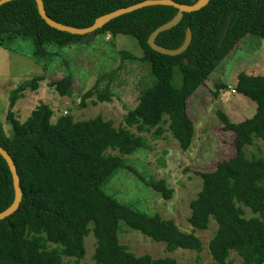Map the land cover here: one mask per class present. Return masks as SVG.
Returning <instances> with one entry per match:
<instances>
[{"label": "trees", "instance_id": "obj_1", "mask_svg": "<svg viewBox=\"0 0 264 264\" xmlns=\"http://www.w3.org/2000/svg\"><path fill=\"white\" fill-rule=\"evenodd\" d=\"M141 1L42 0L51 20L76 28L88 27L99 16ZM173 1L193 5L199 0ZM177 13L172 5L145 6L91 33L73 35L46 24L34 0H12L0 6V47L27 54L46 72L54 56L69 45L88 44L102 34H125L137 41L141 56L122 57L147 64L150 75L137 104L127 109L124 125L118 127L100 115L74 121L65 114L52 122L53 111L44 102L19 121L12 111L15 103L26 90L36 91L44 76L24 80L11 90L6 114L11 129L7 134L0 120V146L14 164L22 197L18 208L0 220V264H62L63 256L79 260L85 253L84 238L90 233L95 239L92 257L96 264H176L170 256L154 258L131 252L119 241L120 222L163 243L167 252L202 250L199 238L180 230L172 219L137 211L104 191V184L118 170L129 168L124 156L146 146L143 132L158 139L169 131L180 149L188 150L194 133L189 98L245 36L264 39V0H208L196 11L183 12L174 26L156 37L157 45L177 49L190 36L184 51L177 55L155 51L148 37ZM61 62L63 74L48 83L58 95L79 94L80 107L87 99L92 104L111 100L110 81L100 85L103 77H99L82 92L68 61ZM217 87L226 88L223 83ZM234 91L254 101L255 112L239 122L217 112L223 129L234 135L235 152L213 170L198 173L202 187L189 204L188 222L194 230H205L210 219L216 222L208 243L209 264H233L231 252L243 264H264V155L245 153L254 139L264 144V75L239 72ZM133 126L136 132L130 130ZM148 185L163 198L172 197L173 189L164 180ZM13 199L11 172L0 155V212ZM244 208L252 216H246Z\"/></svg>", "mask_w": 264, "mask_h": 264}, {"label": "rangeland", "instance_id": "obj_2", "mask_svg": "<svg viewBox=\"0 0 264 264\" xmlns=\"http://www.w3.org/2000/svg\"><path fill=\"white\" fill-rule=\"evenodd\" d=\"M26 51L30 52V49L27 47ZM123 55L140 57L141 50L137 41L130 35L112 37L102 34L91 43L73 44L60 50L54 56L51 70L46 72L42 65L34 62L27 54H17L0 47V120L5 132L8 134L11 129L6 120L11 90L20 82L41 75L44 80L39 82L38 89L26 90L12 109L19 121H24L39 102H44L53 111L52 122L65 114L71 115L74 121L100 115L105 120H111L114 127L124 125L127 109L137 104L145 80L150 79V75L147 64L129 61ZM62 59L68 61V68L82 92L90 88L99 77H103L100 85L110 81L111 100L92 104L87 99L86 105L80 107L79 94L74 93L70 97L58 95L48 83L63 74ZM241 71L264 75L263 38L250 34L245 36L209 75L205 85L189 98L188 110L193 120L194 133L188 150L182 151L169 131L158 139L152 138L151 133L143 132L141 135L146 138V146L132 155L124 156L129 168L118 170L104 184V191L119 202L148 215L159 214L163 218L172 219L180 230L193 232L202 245L200 252L190 249L167 252L163 243L120 222L119 241L134 254H149L154 258L170 256L176 260V264L211 262L208 243L217 224L210 219L205 230H194L188 222L189 204L202 187L198 173L213 170L219 161L235 152L234 135L223 129L217 112H223L232 122L250 118L255 112V102L234 91L236 76ZM220 83L226 88H218ZM212 92H218V96L215 97ZM130 130L136 132L134 126ZM245 153L248 156L264 155V144L254 139L246 147ZM160 179L165 181L168 188L173 189L170 199L163 198L148 185L150 181ZM244 210L246 216H252L248 209ZM84 248L85 253L81 259L63 256L62 264H96L92 257L95 239L91 233L84 238ZM230 258L233 264H243L234 252H231Z\"/></svg>", "mask_w": 264, "mask_h": 264}, {"label": "water", "instance_id": "obj_3", "mask_svg": "<svg viewBox=\"0 0 264 264\" xmlns=\"http://www.w3.org/2000/svg\"><path fill=\"white\" fill-rule=\"evenodd\" d=\"M9 1H12V0H0V6ZM34 1L36 2L37 10H38L40 17L46 22V24H48L50 27L55 28L56 30L67 32L73 35H85V34L91 33L95 29L104 25V23H106L107 21L115 17H118L120 15L140 9L145 6L172 5L178 9L177 15L171 21L157 27L147 39V43L152 49L162 54H166V55H177V54H180L182 51H184L190 41V36L187 37L185 43L181 47L177 49H167L155 43V40L158 34L174 26L180 20L183 12L196 11L208 2V0H199L197 3L193 5H186V4L177 3L173 0H144L139 3L133 4V5H130L124 8H119L110 13L99 16L98 18L95 19L94 23L88 27L76 28V27L64 25V24L51 20L45 13L42 0H34ZM186 62L187 60L185 59V63ZM0 155L4 158V160L6 161L9 167V170L12 176L13 189H14V199L11 205L8 208H6L4 211L0 212V220H1L11 215L18 208L21 197H22V193H21V189L19 185V177L16 173L14 164L10 156L8 155V153L1 146H0Z\"/></svg>", "mask_w": 264, "mask_h": 264}]
</instances>
